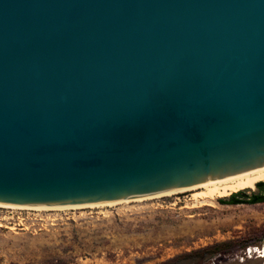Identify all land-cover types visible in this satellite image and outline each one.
Instances as JSON below:
<instances>
[{
  "label": "water",
  "instance_id": "water-1",
  "mask_svg": "<svg viewBox=\"0 0 264 264\" xmlns=\"http://www.w3.org/2000/svg\"><path fill=\"white\" fill-rule=\"evenodd\" d=\"M263 167L264 0H0V203H112Z\"/></svg>",
  "mask_w": 264,
  "mask_h": 264
},
{
  "label": "rangeland",
  "instance_id": "rangeland-1",
  "mask_svg": "<svg viewBox=\"0 0 264 264\" xmlns=\"http://www.w3.org/2000/svg\"><path fill=\"white\" fill-rule=\"evenodd\" d=\"M202 191L0 208V264H264V203L209 202Z\"/></svg>",
  "mask_w": 264,
  "mask_h": 264
},
{
  "label": "bare ground",
  "instance_id": "bare-ground-1",
  "mask_svg": "<svg viewBox=\"0 0 264 264\" xmlns=\"http://www.w3.org/2000/svg\"><path fill=\"white\" fill-rule=\"evenodd\" d=\"M260 182H264V167L248 172L237 174L233 176H228L222 179L210 180L204 182L202 184H198L196 186H192L184 189H177L173 191H169L166 193H161L163 195H173L181 192H189L193 190H203L198 194V198L213 202L217 198H227L235 193L246 190H254L256 185ZM154 196H161L160 194ZM151 197V196H150ZM147 198V197H145ZM137 200V199H136ZM114 203V202H112ZM99 204L106 203H97V204H89V205H75L79 207L84 206H99ZM109 204V203H108ZM69 207V206H67ZM66 207V208H67ZM0 208H18V209H51V208H65V206H19V205H11V204H3L0 203ZM261 258H264V252L260 255Z\"/></svg>",
  "mask_w": 264,
  "mask_h": 264
},
{
  "label": "trees",
  "instance_id": "trees-1",
  "mask_svg": "<svg viewBox=\"0 0 264 264\" xmlns=\"http://www.w3.org/2000/svg\"><path fill=\"white\" fill-rule=\"evenodd\" d=\"M258 193L248 196L245 192L240 191L230 196L228 200H220L225 205H241V204H258L264 203V182L257 184Z\"/></svg>",
  "mask_w": 264,
  "mask_h": 264
}]
</instances>
